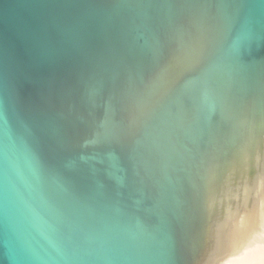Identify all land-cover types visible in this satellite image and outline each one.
Returning <instances> with one entry per match:
<instances>
[{"label": "water", "instance_id": "95a60500", "mask_svg": "<svg viewBox=\"0 0 264 264\" xmlns=\"http://www.w3.org/2000/svg\"><path fill=\"white\" fill-rule=\"evenodd\" d=\"M0 264H264V0H0Z\"/></svg>", "mask_w": 264, "mask_h": 264}]
</instances>
